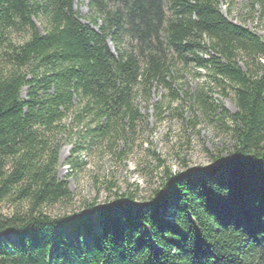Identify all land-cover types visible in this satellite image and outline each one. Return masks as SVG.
Instances as JSON below:
<instances>
[{
  "label": "trees",
  "instance_id": "obj_1",
  "mask_svg": "<svg viewBox=\"0 0 264 264\" xmlns=\"http://www.w3.org/2000/svg\"><path fill=\"white\" fill-rule=\"evenodd\" d=\"M76 1L0 0V264H264V43L219 0H83L87 25ZM253 6L264 17V0ZM176 64L231 90L234 113L188 97L229 132L226 156L166 170L142 202L47 214L72 201L59 141L74 139V167L86 146L133 132L137 92L171 91Z\"/></svg>",
  "mask_w": 264,
  "mask_h": 264
},
{
  "label": "rangeland",
  "instance_id": "obj_2",
  "mask_svg": "<svg viewBox=\"0 0 264 264\" xmlns=\"http://www.w3.org/2000/svg\"><path fill=\"white\" fill-rule=\"evenodd\" d=\"M251 1L219 0L218 7L228 22L246 29L264 43V17L257 6L250 7ZM73 7L79 21L87 25L85 1L78 0ZM35 25L41 31L37 22ZM15 39L20 41L21 36ZM239 65L243 68L240 62ZM165 82H173L171 91L162 84H154L147 94L137 92L134 106L141 120L133 132L126 128L122 136L86 146L73 158L74 167L68 163L74 139L59 141L56 174L66 183L72 201L65 207H52L47 214L73 215L83 212L87 204L105 206L115 200L127 203L129 196L134 202H142L159 187L166 170L173 173L207 167L214 158L226 156L223 150L231 147L229 132L213 121L204 120L201 110L188 97L202 91L215 104L234 113L231 90L227 88L226 95L221 93L206 72L196 70L193 65H174ZM146 234L149 235L147 231Z\"/></svg>",
  "mask_w": 264,
  "mask_h": 264
},
{
  "label": "water",
  "instance_id": "obj_3",
  "mask_svg": "<svg viewBox=\"0 0 264 264\" xmlns=\"http://www.w3.org/2000/svg\"><path fill=\"white\" fill-rule=\"evenodd\" d=\"M109 48L112 50L111 46L109 45Z\"/></svg>",
  "mask_w": 264,
  "mask_h": 264
}]
</instances>
